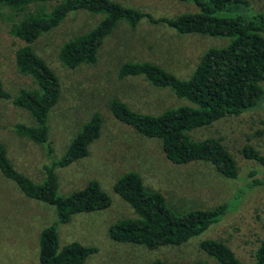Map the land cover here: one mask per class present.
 Wrapping results in <instances>:
<instances>
[{"label":"rangeland","instance_id":"obj_1","mask_svg":"<svg viewBox=\"0 0 264 264\" xmlns=\"http://www.w3.org/2000/svg\"><path fill=\"white\" fill-rule=\"evenodd\" d=\"M133 6L153 16H171L192 9L177 0H114ZM264 13V0H248ZM101 15L85 11L69 13L58 26L41 35L35 52L57 75L60 94L50 109L48 139L53 158H57L80 124L90 113L100 114L99 136L88 146L85 157L57 168L58 193L65 195L95 179L109 196L106 208L71 214L68 221L56 225L58 247L70 241L93 246L96 251L82 264H147L155 258L166 264H216L198 243L206 237L222 239L242 261L251 263L252 252L264 238V183L247 187L248 170L256 165L241 154L250 146L264 154V99L236 116L222 117L193 130V138L214 137L220 140L234 158L238 168L236 179H227L206 161L182 164L167 160L158 140L147 138L116 120L107 101L116 97L131 109L156 114L185 100L176 98L167 88L150 85L142 76L117 78L124 61L153 62L180 78H186L200 54L208 47L221 46L225 38L202 34H178L163 24L141 20L134 27L120 21L100 44L93 63L67 68L56 57L63 40L92 27ZM264 35V34H263ZM10 37L0 29V79L13 95L18 87H31L28 78L13 73L9 51ZM264 89V81L261 83ZM32 124L26 111L0 100V142L15 169L39 182L42 164L48 162L43 148L16 135L14 123ZM137 172L146 189L159 191L167 206L176 213L189 209H209L228 204L221 218L198 236L178 245L147 249L141 245L120 243L110 239L107 226L115 220L132 216V210L113 190L114 180L122 173ZM255 175L254 177H257ZM243 192V194H241ZM238 198L233 200V196ZM56 219L54 208L26 197L16 184L0 173V264H39L37 240L40 230Z\"/></svg>","mask_w":264,"mask_h":264},{"label":"trees","instance_id":"obj_2","mask_svg":"<svg viewBox=\"0 0 264 264\" xmlns=\"http://www.w3.org/2000/svg\"><path fill=\"white\" fill-rule=\"evenodd\" d=\"M177 1L192 9L156 17L114 0H0V29L10 37L12 71L28 78L32 84L29 88L18 87L11 95L0 79V100H9L13 106L27 112L32 124L14 123L13 131L40 145L48 158L41 166L42 179L34 182L14 168L0 142V173L12 180L26 197L54 208L55 221L38 234L39 264H82L96 248L77 241L58 247L56 225L68 221L73 213L103 209L110 202L95 179L87 180L83 186L65 195H60L57 190L56 169L88 154V146L99 136L102 122L98 112L90 113L62 153L53 158L47 118L58 101L60 84L54 71L35 52L34 45L41 35L58 26L69 13L85 11L101 17L92 27L61 42L56 57L67 68L93 63L103 39L120 21L134 27L146 20L151 24H163L178 34L225 38L223 45L208 47L200 54L186 78L147 60L119 64L117 78L142 76L150 85L169 89L185 103L147 114L111 97L107 108L116 120L131 127L135 133L158 140L164 157L170 162L206 161L221 176L238 177L235 160L219 139L193 138L190 133L222 117L236 116L264 99L261 86L264 81V13L253 8L248 0ZM241 154L256 165L248 170L247 176L253 178L245 185L250 188L264 183V154L250 146L243 147ZM112 190L129 205L132 216L110 223L106 229L108 237L115 242L147 249L184 243L207 230L230 208V202H222L209 209L195 208L176 213L167 206L159 191L146 189L140 175L133 170L118 176ZM239 196L235 194L233 200ZM198 247L216 264H264V238L252 252L251 263L240 260L220 238H203ZM147 264L166 263L155 258ZM191 264L203 263L194 261Z\"/></svg>","mask_w":264,"mask_h":264}]
</instances>
